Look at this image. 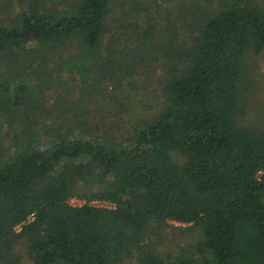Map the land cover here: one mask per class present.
I'll return each mask as SVG.
<instances>
[{
    "label": "trees",
    "instance_id": "16d2710c",
    "mask_svg": "<svg viewBox=\"0 0 264 264\" xmlns=\"http://www.w3.org/2000/svg\"><path fill=\"white\" fill-rule=\"evenodd\" d=\"M111 5H31L0 25V119L19 124L8 146L0 137V264L18 263L20 238L33 264H264V125L239 123L250 58L264 49V7L226 0L201 18L187 47L171 50L161 109L117 145L92 129L86 92L145 58L122 51L114 64L112 40L102 53ZM65 65L99 83L48 105ZM77 193L84 204L70 203ZM169 220L202 228L198 256L166 261L146 242Z\"/></svg>",
    "mask_w": 264,
    "mask_h": 264
},
{
    "label": "rangeland",
    "instance_id": "374dc122",
    "mask_svg": "<svg viewBox=\"0 0 264 264\" xmlns=\"http://www.w3.org/2000/svg\"><path fill=\"white\" fill-rule=\"evenodd\" d=\"M225 1L112 0L102 53H106L108 47L106 44L112 40L120 45L118 51L114 53V64L121 57L122 51L127 53L144 51L145 61H140L130 76L122 80L116 76L101 83L96 78H89L85 73H78L75 71L77 68L72 71L65 65L61 74L55 75L56 84L48 92L47 104H54L58 95L68 96L69 99L74 95L77 101L82 91L85 94V86L99 83L86 92V95L91 96L88 110L92 129L98 125L99 133H104L108 139L114 140L115 144L130 145L132 140L129 136L134 133L135 127L144 124L145 120L152 118L162 107L165 99L163 83L174 61L170 57L171 50L177 46L187 47L186 45L193 40L199 20L208 13L217 11ZM249 1L264 7V0ZM70 4L71 0H0V25H11L16 22L22 12L29 11L31 5L59 13ZM145 33L149 36L146 37ZM77 47L78 45H74L71 49L63 51V54L66 58L77 55ZM169 47L170 51L167 53ZM250 64L253 78L239 113V123L249 128H257L264 125V49L260 54L250 58ZM55 72L58 73V70ZM60 79L66 83L64 86L58 85ZM18 126L17 123L8 130L6 120L0 119L1 143L8 146L11 138L7 134L15 132ZM49 140L48 137H44V141ZM172 156L176 162H183V157L179 153L173 152ZM85 202L86 200L80 198L78 193L70 200L72 205H82ZM92 203L111 206L110 203L102 201ZM152 227L157 225L153 223ZM20 230L21 227H18L17 232ZM152 232L155 233L150 234L146 242H150L166 261L199 255L196 244L203 237L199 225L169 220L158 231ZM27 247V238L17 240L15 247V253L19 257L17 264H33ZM120 264H137V260L128 258Z\"/></svg>",
    "mask_w": 264,
    "mask_h": 264
}]
</instances>
